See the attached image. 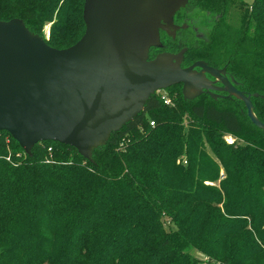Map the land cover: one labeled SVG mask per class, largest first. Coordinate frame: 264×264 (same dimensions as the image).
Segmentation results:
<instances>
[{
  "label": "trees",
  "instance_id": "1",
  "mask_svg": "<svg viewBox=\"0 0 264 264\" xmlns=\"http://www.w3.org/2000/svg\"><path fill=\"white\" fill-rule=\"evenodd\" d=\"M83 5L0 0V21L63 49L84 34ZM172 20L148 59L224 69L264 123V0H186ZM0 264H264V130L240 99L176 84L88 158L56 141L26 152L0 131Z\"/></svg>",
  "mask_w": 264,
  "mask_h": 264
},
{
  "label": "water",
  "instance_id": "2",
  "mask_svg": "<svg viewBox=\"0 0 264 264\" xmlns=\"http://www.w3.org/2000/svg\"><path fill=\"white\" fill-rule=\"evenodd\" d=\"M152 1L172 17L186 3ZM141 5L142 0H84V34L63 49L48 46L19 19L0 21V131L8 132L26 152L36 143L56 141L88 158L94 147L143 109L152 93L176 84L182 85L185 98L207 92L213 98L240 99L250 121L264 130L250 95L234 87L224 69L203 61L181 68L182 52H161L148 59L159 37L147 47H125L123 36L138 26ZM133 38L138 44L140 36ZM164 58L175 68L163 67ZM205 74L221 86L205 83Z\"/></svg>",
  "mask_w": 264,
  "mask_h": 264
},
{
  "label": "rangeland",
  "instance_id": "3",
  "mask_svg": "<svg viewBox=\"0 0 264 264\" xmlns=\"http://www.w3.org/2000/svg\"><path fill=\"white\" fill-rule=\"evenodd\" d=\"M247 2H250L251 0H246ZM172 17L170 14H168L167 10L164 8V6L153 2L152 0H142V5L141 9L139 11V18H138V26L134 27V25L131 26V31L129 30L126 32L123 36V39L125 41V47L131 46L132 44L134 46H139V49L143 46L147 47V45L158 41L159 37V44L155 45L156 48L162 47L160 43V32L162 30H158V28H164L169 36H174L172 35L175 30H174V24L172 22ZM229 19L231 22L235 23L238 22L239 18L237 16L236 11L233 9L230 11ZM49 24H47L44 29L43 33L46 35L48 32ZM158 30V35L157 31ZM139 35V43L134 44L132 40H134V36ZM47 37V36H46ZM42 38V37H41ZM153 47V46H152ZM169 53V52H168ZM159 54V53H158ZM172 54V53H171ZM149 55V52H148ZM149 57V56H148ZM167 58V57H166ZM166 62H169V59H166ZM162 59L163 67H170V68H175L173 64H167L165 63ZM205 83L210 84L212 86H215L219 88L221 86V82L216 79L210 77L208 74H205ZM163 93V92H162ZM189 93H195V91H189ZM236 98V97H235ZM199 255V254H198ZM199 257H202L199 255Z\"/></svg>",
  "mask_w": 264,
  "mask_h": 264
},
{
  "label": "built area",
  "instance_id": "4",
  "mask_svg": "<svg viewBox=\"0 0 264 264\" xmlns=\"http://www.w3.org/2000/svg\"><path fill=\"white\" fill-rule=\"evenodd\" d=\"M46 36H48V32L46 33ZM162 98H163V102L165 103V104H169V99L167 98V97H165V96H162ZM150 125H153V122H150ZM224 140H225V142L227 143V144H233L234 142H235V138L233 137V136H231V135H226L225 137H224Z\"/></svg>",
  "mask_w": 264,
  "mask_h": 264
}]
</instances>
